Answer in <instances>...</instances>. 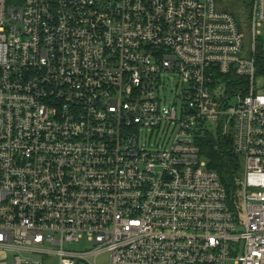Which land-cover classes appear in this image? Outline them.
<instances>
[{
	"label": "built area",
	"instance_id": "1",
	"mask_svg": "<svg viewBox=\"0 0 264 264\" xmlns=\"http://www.w3.org/2000/svg\"><path fill=\"white\" fill-rule=\"evenodd\" d=\"M251 3L247 38L216 0H0V264H264ZM219 130L233 203L201 153Z\"/></svg>",
	"mask_w": 264,
	"mask_h": 264
},
{
	"label": "trees",
	"instance_id": "2",
	"mask_svg": "<svg viewBox=\"0 0 264 264\" xmlns=\"http://www.w3.org/2000/svg\"><path fill=\"white\" fill-rule=\"evenodd\" d=\"M249 6H250V11L244 14V16H247V18L251 16L252 3H250ZM231 12L238 20L243 33H245V29L243 28V23L240 20L241 15H239L236 12V10H232ZM258 57L260 59L259 62L262 64L263 56L261 52L258 54ZM217 136H218L217 146H213L210 143L208 135L204 136L201 139L200 142L201 153L207 159L208 166L219 173L222 183L229 192L230 202L233 203L234 201H237L238 198L237 191L240 180L242 179L243 176L242 159L233 151L232 132L229 131L226 134H223V132L219 130Z\"/></svg>",
	"mask_w": 264,
	"mask_h": 264
},
{
	"label": "rangeland",
	"instance_id": "3",
	"mask_svg": "<svg viewBox=\"0 0 264 264\" xmlns=\"http://www.w3.org/2000/svg\"><path fill=\"white\" fill-rule=\"evenodd\" d=\"M218 4H220L221 8H224L225 10H236V12L241 15V22L243 23V28L245 29V33L247 38L248 34L250 35L251 32V18H247V16H244L247 12L250 11V3L251 0H216ZM247 18V19H246ZM264 31V30H263ZM262 37H264V32L262 34ZM174 83V80L171 78V81L168 80V86H172ZM168 96L172 97V94L170 91H168ZM238 99L236 97L232 98L230 100L231 103H236ZM150 133V131H147ZM245 161L242 160V166H245ZM67 248L75 249V250H86L93 247V243L87 239V237H83L80 242H73L66 245ZM110 255L107 253H104L103 255H100L97 259V264H109ZM58 260L52 259L48 262V264H58ZM228 264H235L232 261H229Z\"/></svg>",
	"mask_w": 264,
	"mask_h": 264
},
{
	"label": "water",
	"instance_id": "4",
	"mask_svg": "<svg viewBox=\"0 0 264 264\" xmlns=\"http://www.w3.org/2000/svg\"><path fill=\"white\" fill-rule=\"evenodd\" d=\"M209 141L213 146H217L218 140L217 137L214 134H211L209 137Z\"/></svg>",
	"mask_w": 264,
	"mask_h": 264
}]
</instances>
